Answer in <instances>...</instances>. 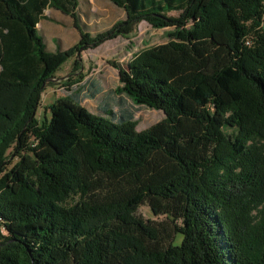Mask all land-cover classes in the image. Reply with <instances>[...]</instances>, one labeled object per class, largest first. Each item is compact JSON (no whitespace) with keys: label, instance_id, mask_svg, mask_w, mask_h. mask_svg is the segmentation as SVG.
<instances>
[{"label":"trees","instance_id":"obj_1","mask_svg":"<svg viewBox=\"0 0 264 264\" xmlns=\"http://www.w3.org/2000/svg\"><path fill=\"white\" fill-rule=\"evenodd\" d=\"M110 1L124 20L49 50L44 11L77 0H0V264H264V0ZM141 21L168 40L114 92L160 120L72 89L36 116L56 70Z\"/></svg>","mask_w":264,"mask_h":264},{"label":"rangeland","instance_id":"obj_2","mask_svg":"<svg viewBox=\"0 0 264 264\" xmlns=\"http://www.w3.org/2000/svg\"><path fill=\"white\" fill-rule=\"evenodd\" d=\"M77 2L75 20L55 9L45 10L46 15L39 25V32L44 35L49 48H54L58 43L61 49H68L80 39V30L94 35L109 29L115 22L124 20L126 17L123 9L110 0H77ZM170 14H177V12ZM170 30V27L153 28L146 21H141L129 37L119 36L97 47H89L81 51L78 54L81 61L80 70H74L73 61L69 59L55 71L56 79L42 91L36 116L49 119V106L57 98L68 94L71 89L80 90L83 95H89L95 91L94 97L87 96L82 100V104L89 111L96 112L99 106L107 105L118 113L121 107H126L134 114L136 130L146 129L160 120L163 114L146 106H133L125 95H117L114 92L118 85L116 66H126L140 51L166 42L167 32ZM67 80H71L70 87L66 83ZM119 100H123V103L120 104ZM137 213L144 219L157 221L164 219L162 216L155 217L144 205L138 208Z\"/></svg>","mask_w":264,"mask_h":264},{"label":"crops","instance_id":"obj_3","mask_svg":"<svg viewBox=\"0 0 264 264\" xmlns=\"http://www.w3.org/2000/svg\"><path fill=\"white\" fill-rule=\"evenodd\" d=\"M49 9H52V8H49ZM58 11V10H57ZM45 11H44V17L43 18H45ZM43 18L40 20V22L37 24V29H38V31H39V25H41V23H42V20H43ZM43 37H44V35H42ZM44 39H45V37H44ZM58 44V43H57ZM47 46V45H46ZM60 46V45H59ZM47 48L49 49V50H54L55 49V47L54 48H49L48 46H47Z\"/></svg>","mask_w":264,"mask_h":264},{"label":"built area","instance_id":"obj_4","mask_svg":"<svg viewBox=\"0 0 264 264\" xmlns=\"http://www.w3.org/2000/svg\"><path fill=\"white\" fill-rule=\"evenodd\" d=\"M264 23V22H263ZM246 43H248V42H246Z\"/></svg>","mask_w":264,"mask_h":264}]
</instances>
